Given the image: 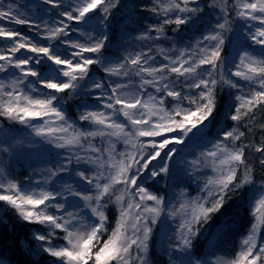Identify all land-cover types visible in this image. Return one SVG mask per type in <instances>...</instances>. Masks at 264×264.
<instances>
[{
	"label": "snow or ice",
	"instance_id": "obj_1",
	"mask_svg": "<svg viewBox=\"0 0 264 264\" xmlns=\"http://www.w3.org/2000/svg\"><path fill=\"white\" fill-rule=\"evenodd\" d=\"M0 264H264V0H0Z\"/></svg>",
	"mask_w": 264,
	"mask_h": 264
},
{
	"label": "trees",
	"instance_id": "obj_2",
	"mask_svg": "<svg viewBox=\"0 0 264 264\" xmlns=\"http://www.w3.org/2000/svg\"><path fill=\"white\" fill-rule=\"evenodd\" d=\"M28 232V228L14 221L11 213L8 214L4 222H0V236L7 234L13 240H23Z\"/></svg>",
	"mask_w": 264,
	"mask_h": 264
}]
</instances>
